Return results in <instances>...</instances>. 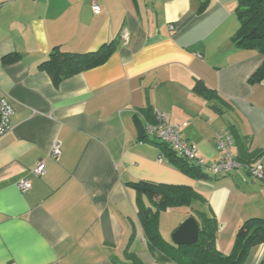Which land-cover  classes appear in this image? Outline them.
<instances>
[{
	"label": "crops",
	"instance_id": "obj_1",
	"mask_svg": "<svg viewBox=\"0 0 264 264\" xmlns=\"http://www.w3.org/2000/svg\"><path fill=\"white\" fill-rule=\"evenodd\" d=\"M202 1L96 0L94 14L92 0H0V99L13 109L0 136V264H132L128 254L155 264L129 186L139 181L198 193L205 203L162 212L159 232L163 216L181 213L172 234L208 204L223 255L246 219L264 218V180L243 170L186 175L155 144L139 142L134 117L148 123L146 108L185 123L181 138L206 163L221 156L214 136L232 128L260 154L264 175V79L250 81L263 56L231 42L236 0H209L199 12ZM111 41L101 65L57 85L38 69L55 47L85 54ZM196 80L224 102L219 113L191 92ZM56 142L58 160L49 156ZM39 161L44 174L35 176ZM263 258L264 243L244 264Z\"/></svg>",
	"mask_w": 264,
	"mask_h": 264
},
{
	"label": "trees",
	"instance_id": "obj_2",
	"mask_svg": "<svg viewBox=\"0 0 264 264\" xmlns=\"http://www.w3.org/2000/svg\"><path fill=\"white\" fill-rule=\"evenodd\" d=\"M208 2L209 0H203L200 3L199 12L206 8ZM235 14L239 26L232 36L231 42L243 49L255 50L263 56L262 64L250 79V81L259 82L264 79V0H236ZM115 45L116 42L111 41L101 46L97 51L85 54L64 53L55 47L47 60L38 66V69L45 72L52 83L57 85L66 78L101 65L111 54ZM191 92L210 104L214 112H220L218 104L222 105L224 102L217 96L215 91L206 87L202 81L196 80ZM142 112L148 124L155 123L151 108H146ZM134 124L138 131L139 142L155 144L169 164L186 175L198 178L208 176L178 158L165 144L147 136L142 130L141 122L136 117H134ZM227 132L231 135L236 147V152L233 154L234 160L243 166L244 169L240 170L245 171L251 178L248 167L253 166L257 160H260V154L250 153L246 139L241 138L232 128ZM129 186L137 194L136 216L147 240L148 249L154 257L155 264H163L164 262L174 264H244L251 250L264 243V218L252 217L241 224L235 234L230 253L223 255L216 247L218 223L214 215L211 212L207 214L203 211H194L191 212V217L194 218L199 227L197 243L191 246H175L165 241L159 232L160 214L167 209L189 208L195 202L204 204L205 200L187 187H175L143 181L130 183ZM141 197H145L149 201V206L143 203ZM126 258L132 264H140L133 255L128 254ZM260 264H264V258Z\"/></svg>",
	"mask_w": 264,
	"mask_h": 264
},
{
	"label": "built area",
	"instance_id": "obj_3",
	"mask_svg": "<svg viewBox=\"0 0 264 264\" xmlns=\"http://www.w3.org/2000/svg\"><path fill=\"white\" fill-rule=\"evenodd\" d=\"M91 6L93 13L97 14L99 7L96 4V0H92ZM121 37L122 39L126 38L125 32L121 34ZM153 114L155 123L144 124L142 128L143 132L147 136L155 138L157 141L165 144L178 158L185 161L189 166L211 177L228 175L237 170L244 169L243 166L234 160V143L231 135L227 131H220L214 136L215 148L221 156L217 161L207 164L198 154L196 147L181 138L180 130L186 126L185 123L170 124L165 114L159 112H153ZM12 116L13 109L10 102L7 99H0V136L8 130ZM49 156L54 160H58L60 156L59 143L56 142L52 146ZM248 171L254 181H259L264 178L260 160H257L253 166L248 167ZM32 173L35 176H42L44 174V164L42 161H39L35 165ZM17 186L22 192L28 189L26 180H21Z\"/></svg>",
	"mask_w": 264,
	"mask_h": 264
},
{
	"label": "water",
	"instance_id": "obj_4",
	"mask_svg": "<svg viewBox=\"0 0 264 264\" xmlns=\"http://www.w3.org/2000/svg\"><path fill=\"white\" fill-rule=\"evenodd\" d=\"M199 227L193 217L183 221L171 234V242L175 246H191L197 243Z\"/></svg>",
	"mask_w": 264,
	"mask_h": 264
},
{
	"label": "rangeland",
	"instance_id": "obj_5",
	"mask_svg": "<svg viewBox=\"0 0 264 264\" xmlns=\"http://www.w3.org/2000/svg\"><path fill=\"white\" fill-rule=\"evenodd\" d=\"M214 144H215V142H214ZM206 208H207V211L205 213L209 214L211 212L210 206L207 204ZM171 211H178V210L173 209ZM180 214L181 213L178 214V213H172L171 212L170 214L165 215L160 219V228L162 231V236L165 240L171 239L170 227L173 226L175 224L174 222L179 219Z\"/></svg>",
	"mask_w": 264,
	"mask_h": 264
}]
</instances>
